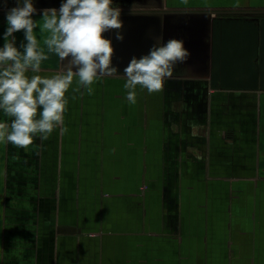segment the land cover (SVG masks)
I'll use <instances>...</instances> for the list:
<instances>
[{"label": "crops", "instance_id": "obj_1", "mask_svg": "<svg viewBox=\"0 0 264 264\" xmlns=\"http://www.w3.org/2000/svg\"><path fill=\"white\" fill-rule=\"evenodd\" d=\"M116 3L118 75L69 97L63 131L0 142V264H264V0ZM157 37L190 55L130 103L124 68Z\"/></svg>", "mask_w": 264, "mask_h": 264}, {"label": "clouds", "instance_id": "obj_2", "mask_svg": "<svg viewBox=\"0 0 264 264\" xmlns=\"http://www.w3.org/2000/svg\"><path fill=\"white\" fill-rule=\"evenodd\" d=\"M38 11L39 20L34 19ZM120 13L116 0H61L58 9L39 10L34 0H15L6 9L0 34V112L10 119H0V142L26 147L37 135L44 140L57 128L63 131L69 97L75 99L82 89L90 94L102 77L118 75L112 41L103 33L121 28ZM21 30L18 43L15 33ZM38 31L47 33L48 52L66 61L51 75L40 74L48 52L41 47ZM116 38L123 39L122 33L117 31ZM162 39L157 37L146 54L133 56L125 66L123 87L130 103L136 102L138 85L149 93L160 91L177 62L189 57L182 39Z\"/></svg>", "mask_w": 264, "mask_h": 264}, {"label": "water", "instance_id": "obj_3", "mask_svg": "<svg viewBox=\"0 0 264 264\" xmlns=\"http://www.w3.org/2000/svg\"><path fill=\"white\" fill-rule=\"evenodd\" d=\"M62 231H72V230L62 228Z\"/></svg>", "mask_w": 264, "mask_h": 264}]
</instances>
